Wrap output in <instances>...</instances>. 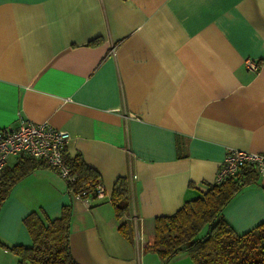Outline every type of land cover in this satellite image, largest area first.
<instances>
[{"label": "crops", "instance_id": "crops-1", "mask_svg": "<svg viewBox=\"0 0 264 264\" xmlns=\"http://www.w3.org/2000/svg\"><path fill=\"white\" fill-rule=\"evenodd\" d=\"M20 120L68 131L64 154L79 153L106 196L86 205L54 169H33L0 206V264L31 243L26 214L66 203L78 264H160L142 250L153 218L205 191L228 149L264 152V0H0V128ZM118 176L132 240L109 199ZM222 214L237 233L264 221V175Z\"/></svg>", "mask_w": 264, "mask_h": 264}, {"label": "trees", "instance_id": "trees-1", "mask_svg": "<svg viewBox=\"0 0 264 264\" xmlns=\"http://www.w3.org/2000/svg\"><path fill=\"white\" fill-rule=\"evenodd\" d=\"M97 42L90 41L92 44ZM64 158L69 175L74 177L73 180L64 179L69 192L75 194L86 190L95 197L93 186L98 180V172L79 153ZM42 165L48 166L40 160L25 157L4 172L0 178V206L21 177ZM257 176L253 168L243 167L221 183L208 184L205 191L186 200L175 212L155 216L153 233L142 244V250L155 252L160 264H167L179 253L187 254L194 264H264V221L237 233L222 214L228 202ZM109 199L114 216L119 220L118 231L132 240L130 183L126 176L114 180ZM70 216V203L63 204L57 216L49 217L42 210L26 214L23 222L31 243L10 246L18 256L17 264H78L70 251Z\"/></svg>", "mask_w": 264, "mask_h": 264}, {"label": "built area", "instance_id": "built-area-1", "mask_svg": "<svg viewBox=\"0 0 264 264\" xmlns=\"http://www.w3.org/2000/svg\"><path fill=\"white\" fill-rule=\"evenodd\" d=\"M246 66L249 70H256L258 63L246 60ZM69 137L68 131L47 122L20 120L13 127L0 128V173L9 157L20 156L40 160L55 169L63 179L73 180L64 158V147ZM243 167L253 168L257 175H264V152L228 149L211 183H221ZM93 192L96 198L106 196V190L99 180L93 186ZM73 195L86 205L92 198L86 190ZM131 218L135 221V217Z\"/></svg>", "mask_w": 264, "mask_h": 264}]
</instances>
